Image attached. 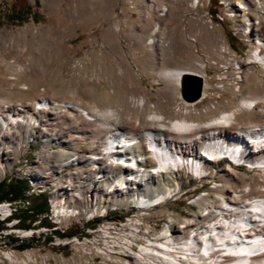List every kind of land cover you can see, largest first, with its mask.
I'll return each mask as SVG.
<instances>
[{"label": "rangeland", "instance_id": "obj_1", "mask_svg": "<svg viewBox=\"0 0 264 264\" xmlns=\"http://www.w3.org/2000/svg\"><path fill=\"white\" fill-rule=\"evenodd\" d=\"M187 3L196 8L189 15L170 11L165 14V6L175 10L184 7V3L177 0H0V100L9 98L15 101V105H30L41 98L57 97L52 101L60 98L67 102L76 101L96 113L99 105L104 108L112 103L137 106L140 97L146 94L154 108L155 104L166 100L163 95L167 92V84L162 80V72L177 65L187 66L197 56L206 64L207 81L216 87L199 104L204 111L219 106L215 112L201 116V120L208 123L222 114L223 102L234 106L230 89H223V85L232 88L242 79V70L237 63L250 59L259 35L253 29L245 35L250 29L246 12L255 14L253 10L240 6L246 4L245 0H188L185 6ZM254 21L258 23V20ZM261 25L263 27L264 22ZM116 27L119 28L118 45L122 57L110 41ZM211 31L214 33L210 35ZM221 33L230 47L225 56L218 54L217 40L215 43L210 40L212 36L217 39ZM159 36H163L164 42L171 47V55H161ZM153 38L157 43L152 46L150 42ZM257 65L259 69L261 65ZM21 68L25 72L15 79V73ZM109 92L115 94L112 103L106 95ZM97 93L104 97L97 100ZM213 98L216 103H211ZM219 101L222 103L217 106ZM240 102L237 98L235 104ZM166 104L168 106V102ZM130 110L133 111L127 109ZM85 124L86 115L78 117V114L64 110L55 127L33 128L27 139L21 134L10 148L12 151L0 158L5 166V174L0 176V181L27 180L26 177L35 181L36 178L37 187L44 189L41 194L46 195L48 205L49 193L56 191V196L69 195L70 206L81 211V214L68 216L62 224L54 223L45 215V210L36 213L33 220L28 218V225H22L20 220L17 225L10 226L8 221L11 218H0L3 224L0 229L5 232L0 234V264H127L108 256L110 254L105 253V248L96 251V242L101 247H107L113 240L128 242L133 238H136L133 243H145L146 232L133 236L136 229L123 223L126 215H139L136 209L128 208L132 205L131 195L120 196L118 191L113 194L107 189L108 184L98 186L91 179V183L83 187L82 197L77 196L78 182L75 186L73 183L75 192L65 189V179L69 178L65 175L66 171L60 173L53 167L57 159L55 156L46 157L47 153L54 155L58 149L74 147V151L81 154L91 150L95 143V139L89 137L93 127L89 129ZM76 127L83 128L85 132L75 134ZM6 134L0 131V137L5 138ZM198 147L193 151L201 154L203 149ZM228 163L226 158H222L212 168L215 173L209 170L201 180L184 172V168L175 172L176 177H181L185 193L178 198H170L163 206L155 207L146 215H140L150 227V232H154V237L166 231L167 221L174 219L178 225L201 211L204 207L195 200L206 192L217 193L215 197H208L211 202L222 196H231L232 191L239 187V180L230 185L225 176L216 173ZM232 166L236 168V175L246 170L241 165L232 163ZM86 169V165L81 164L71 170L81 177ZM12 176L14 178H9ZM93 176L91 178L95 179ZM158 180L155 185L163 188ZM216 184L220 187L214 188ZM41 194L30 196L26 188L24 195L15 199L29 196V201H33ZM123 200L127 203L123 204ZM96 208L108 209V213L91 218V210ZM23 211L35 213L34 208L30 211L22 206L17 214ZM120 219H123L122 224ZM44 220L49 223H44ZM106 223H118L119 231L114 229V233L109 234V228H112L109 224L102 231ZM17 227L33 229L35 233L20 237L12 229ZM46 227L48 230L45 231ZM75 235L79 236V240L75 239ZM8 254L13 258L7 257ZM263 255H259V259H264Z\"/></svg>", "mask_w": 264, "mask_h": 264}, {"label": "bare ground", "instance_id": "obj_2", "mask_svg": "<svg viewBox=\"0 0 264 264\" xmlns=\"http://www.w3.org/2000/svg\"><path fill=\"white\" fill-rule=\"evenodd\" d=\"M177 1L184 3V7L175 10L165 6L163 9L165 14L170 11L171 13L179 12L189 15L196 10L194 5L190 6L187 3L185 6L188 0ZM245 2L249 10H253L255 13L246 12L247 20H249L247 26L259 35L257 36L259 40L250 54V59L240 60L237 63L242 70L240 75L242 79L234 83L232 88H228L226 84L223 85V89H230L234 106L226 105L223 102L224 107L219 117H215L213 120L208 119V123L201 120V116L218 110V105L222 102L219 101L218 107L215 109L210 107L204 111L205 109L199 108L200 102L210 96L211 91L216 87L207 81L206 64L196 56L194 61L188 63L187 66L177 65L162 72V80L167 84V92L163 95L166 100L162 104H155L154 108L151 107L146 94L140 97V103L137 106H131V104L112 105L115 97L114 92L106 94L112 104L107 108L101 105L97 106L96 113L85 109L72 99L69 101L75 102L52 101V98L49 99V97L41 98L30 105L21 103L15 105V102L12 104L9 98L0 100V131L7 133L5 138L0 137V158L12 151L10 148L14 146L17 137L21 134L27 139L31 136L33 128L55 127L57 118L64 110L72 111L78 114V117L80 114L86 115L85 126L93 127L89 137L95 139L91 150L81 154L75 152L74 147L58 149L55 150L54 155L50 156L47 153L46 157L55 156L57 158L53 167L59 169L60 173L66 171L65 175L69 177L65 179L67 180L65 189L75 192L73 183L75 186L78 182L76 195L82 197V189L91 183V179L98 186L107 185L117 177L111 171H125L122 166L128 164L126 161L132 157L130 154L136 152L137 155H141L142 160L145 155L147 160L142 161L140 167L131 172L129 177L124 178L119 189L115 191L110 189L109 191L113 194L118 191L120 196L131 195V206L133 208L135 205L134 209L139 211L141 209L153 210L157 206H163L165 202L155 206L138 205L136 204L138 198L145 202L154 198L169 199L170 193L180 195L184 190L180 176L174 178L173 173L163 171H167L169 168H175L177 171L184 168V172L193 171L195 177H199L201 180L209 170L214 172L212 168L223 156L228 157L229 165L217 170L216 173L225 176L227 184L230 185L239 180V187L232 191L231 196H222L211 202L208 197H215L216 192L214 195L209 191L206 192V195L200 194V198L196 199L195 203L201 204L204 208L189 221L176 225L174 219H171L167 221L166 231L158 234L155 238L149 239L148 236H145V243L143 241H140L139 244L138 241L133 243L136 238L128 239V242L119 240L114 242L116 240H113L116 245L110 241L105 253H109L108 256H113L121 262L125 261L127 264H201L202 262H205L204 264H264V259H259V257L257 259L248 258L251 251L264 246V26L261 25L264 22V0H245ZM110 15L112 17L113 12ZM254 20H258V23ZM118 30V27L114 29L110 35V41L113 43L116 53L122 57L118 45L120 41ZM212 33L214 32L211 31L210 35ZM250 33L248 30L245 35ZM158 38L161 55H171V47L164 42L163 36ZM210 40L211 43H215L217 40V48L220 49L218 54L225 56L228 53L229 43L223 33L218 35L217 39L212 36ZM155 43H157L156 39L153 38L150 44L153 46ZM257 64L261 65L259 69ZM186 71L196 72L203 76V92L198 99L189 100L181 95V77ZM24 72L25 69L21 68L15 73L14 78L19 79ZM96 97L97 100H100L104 95L97 93ZM237 98L241 102L236 105ZM211 103H216L215 99ZM128 108L133 111H127ZM74 132L83 134L85 130L76 127ZM118 134H129L128 138L123 140L124 143L131 144L133 138L137 139L128 148L129 155L123 156L120 160L108 151L109 145H107V137ZM133 134L134 137H132ZM161 143L175 147L181 153L182 158L171 157L169 159L164 154L163 147L160 146ZM59 146L63 147V144ZM198 146L203 149L204 154L198 156L196 161L188 163L186 159L193 155L191 151ZM237 159H244L246 162V165H241L246 167V170L240 175H236V168L231 163ZM133 161L137 160L133 158ZM81 164H85L87 169L80 177L71 169H75ZM253 171H255L254 174H252ZM4 174L5 166L0 161V176ZM92 176L95 179L91 178ZM26 179L31 187L28 195H38L44 192V189L37 187L36 178L35 181L32 177H26ZM158 179L165 181L164 190L155 185ZM95 183L93 184L95 185ZM143 184L147 186V191H153L150 198L145 199L141 196L143 192L144 195H148L145 189L141 190ZM221 185L224 186V182ZM154 187H156L155 191ZM215 187L220 186L216 184ZM54 192L56 191L49 193V208L55 215L68 217L81 214L79 209L70 206L69 195L60 197L56 196L57 194ZM123 202H127V200H123ZM99 210L102 211L99 208L92 209L91 218ZM129 223L136 229V232L133 231V234L135 233L133 236L150 230L142 217H131ZM108 224L112 227L109 228V234L112 235L114 229L119 231L118 223ZM96 244L97 248H104L97 242ZM135 247H137L136 250ZM6 256L13 258L10 254Z\"/></svg>", "mask_w": 264, "mask_h": 264}, {"label": "built area", "instance_id": "obj_3", "mask_svg": "<svg viewBox=\"0 0 264 264\" xmlns=\"http://www.w3.org/2000/svg\"><path fill=\"white\" fill-rule=\"evenodd\" d=\"M12 102L14 103L15 101H12ZM60 102H61V98H60ZM18 200H20L21 202H19ZM31 205H32V201H27L26 197L24 199L1 200L0 201V218L3 219V220L11 218L10 221H8V224L10 226L17 225L20 222V220H21V217L17 216V213L20 211L21 207L24 206L25 209H28V210L32 211L33 208L31 207ZM149 211H151V210L141 209V210L137 211V213H139V215H137V214L136 215H132V214L126 215L125 216V219H126L125 222H123V219H120V223L122 224V222H123V223H125V225H131L129 223L131 217H134V216H139L140 217V215L143 216L144 213H149ZM45 215L50 217V219L53 222H57V223H61V224L64 221V219L69 218V217H65V216H57V215H55V213L50 208L45 210ZM40 221H41V219H40ZM107 225H108V223L104 224V226H103L104 228H101V229L102 230L105 229V227ZM131 227H133V226L131 225ZM12 229L16 230L15 232L18 233V236H20V237L33 236L34 233H35V230H33V229H26V228H20V227L12 228ZM46 230H48V227L45 228V231ZM62 230H63V228H62ZM3 231L4 230L0 229V234L1 233L5 234V232H3ZM90 232H91V230H90ZM145 236H148L149 239L150 238H155L154 237V232L151 233L150 230L148 232H146ZM74 237H75V239L79 240V236L78 235H75ZM199 240H200V236H199ZM113 243L114 242H112V244ZM113 245H116V244L114 243ZM104 248L106 249L107 247L104 246ZM98 249L101 250L102 248H98ZM98 249L96 251H98ZM101 251H103V249Z\"/></svg>", "mask_w": 264, "mask_h": 264}, {"label": "trees", "instance_id": "obj_4", "mask_svg": "<svg viewBox=\"0 0 264 264\" xmlns=\"http://www.w3.org/2000/svg\"><path fill=\"white\" fill-rule=\"evenodd\" d=\"M14 178V177H12ZM25 179H16L10 182L6 180L0 181V201L6 198L15 199L24 195L25 189L28 188L30 191V183ZM26 199H30L27 196ZM49 208L47 197L44 194L35 196L32 201L31 207L35 209V213H29L28 211H23L17 215L21 217V224L28 225L27 219L31 218L32 220L36 218V213L42 212ZM44 223H49L48 220H44ZM2 221L0 220V227H2Z\"/></svg>", "mask_w": 264, "mask_h": 264}, {"label": "water", "instance_id": "obj_5", "mask_svg": "<svg viewBox=\"0 0 264 264\" xmlns=\"http://www.w3.org/2000/svg\"><path fill=\"white\" fill-rule=\"evenodd\" d=\"M203 76L196 72H184L181 77L180 91L181 95L189 100H195L201 97L203 92Z\"/></svg>", "mask_w": 264, "mask_h": 264}]
</instances>
